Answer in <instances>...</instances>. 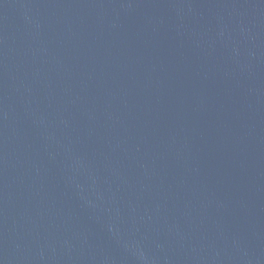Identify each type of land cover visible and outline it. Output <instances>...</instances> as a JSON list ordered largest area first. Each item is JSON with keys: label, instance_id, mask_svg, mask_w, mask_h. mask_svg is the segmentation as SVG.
Returning a JSON list of instances; mask_svg holds the SVG:
<instances>
[{"label": "water", "instance_id": "1", "mask_svg": "<svg viewBox=\"0 0 264 264\" xmlns=\"http://www.w3.org/2000/svg\"><path fill=\"white\" fill-rule=\"evenodd\" d=\"M0 264H264V0H0Z\"/></svg>", "mask_w": 264, "mask_h": 264}]
</instances>
